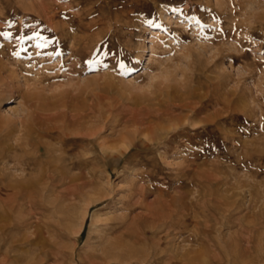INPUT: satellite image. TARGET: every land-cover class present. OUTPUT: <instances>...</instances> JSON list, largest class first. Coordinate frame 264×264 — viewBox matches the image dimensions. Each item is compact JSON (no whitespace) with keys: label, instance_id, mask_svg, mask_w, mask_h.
I'll use <instances>...</instances> for the list:
<instances>
[{"label":"rangeland","instance_id":"obj_1","mask_svg":"<svg viewBox=\"0 0 264 264\" xmlns=\"http://www.w3.org/2000/svg\"><path fill=\"white\" fill-rule=\"evenodd\" d=\"M77 112L63 157L90 159L92 184L1 192L7 264H125L124 245L157 241L134 235L156 215L162 245L264 264V0H0V187L44 177L34 144L56 148Z\"/></svg>","mask_w":264,"mask_h":264},{"label":"bare ground","instance_id":"obj_2","mask_svg":"<svg viewBox=\"0 0 264 264\" xmlns=\"http://www.w3.org/2000/svg\"><path fill=\"white\" fill-rule=\"evenodd\" d=\"M186 106H187V104H186ZM34 109H35V107H34ZM80 113L81 112H79V113L77 112L75 114H71L70 118H68V117L66 118L65 117L66 119H70L68 124H66V125H64L62 127L63 128V132L67 131V132L63 133V135L66 136V139L64 137L65 141L62 140L61 143L56 148L55 147H51L49 149L46 148V147L43 148L41 143H39V142L34 144L35 145L34 156H36V157H39V156H45L46 157L47 156V157H49L51 159L49 162L47 160V162L50 163L49 164V168L45 172V174H43L44 177H42L37 183H34V180H33V186L31 185V187H29L28 189H25L24 187H22L20 183H14L13 184L12 182H10L9 185H7L5 187H0V193L1 192L4 193V197L6 199H8V201H9L10 198H12V196H15V195H16V197H18L20 195H22V196H25V195H27V196H31V195L43 196L45 194H51L53 192H56L57 194H62V195L65 194V195H68V197L71 196V197L74 198L75 196H80L83 193L85 194V190L87 188H89L91 186V184H92L91 183L92 182L91 181L92 174L87 169L88 164L90 163V159L79 160V158H76L77 155L74 157V153H73V157L74 158H71L70 160H67L68 158L66 159V158L63 157L64 152H66V151H64V148H63L64 146H66V142H70L72 144L78 142L76 137H77V135L81 134L79 129H81L80 127H82L84 122L86 121L85 120V116H82V114H80ZM35 116H36V114H35ZM37 116H38V114H37ZM62 117H64V116H62ZM56 118H60V117L55 114V115H53L51 117L44 116V119L43 118H40V119H42L41 122H43V120H48L49 121V120H55ZM32 119H33V117H32ZM209 121H211V119H207L204 122L207 123ZM50 124H52V123L50 122ZM20 127H21V125H20ZM44 128H46V127H44ZM22 129L25 130V132H24L25 138L24 139H28L29 135H34L35 131H32V129L30 127L22 126ZM40 129L44 130L42 127ZM50 129L52 130L53 128H50ZM55 129H56V127H55ZM36 130H38V129L36 128ZM19 132H20V130H19ZM58 133H61V132L59 131ZM32 138H33V136H32ZM30 139H31V137H30ZM70 154H72V153H70ZM29 157H32V156H29ZM0 159L6 161V159H8V158H6V156H2V154H0ZM22 161H24V160H22ZM6 162L8 163V161H6ZM16 163L20 164L21 160H18ZM27 163L30 164L29 162H27ZM6 164H5L4 168L6 167ZM25 165L27 166V164L25 163L24 165H22V167L25 166ZM46 166H47V164H46ZM66 169H69V170L74 169V170H77L79 173L76 174V175H70L71 173L68 174ZM7 170H9V169H7ZM81 170H85L86 173H82ZM18 171L23 172L24 168H20V169H18ZM5 172H6V168H5ZM8 173L9 172L4 173V174H8ZM12 180H13V178H12ZM0 182H1V179H0ZM31 183H32V181H31ZM2 185H3V183H2ZM90 189H92V188H90ZM3 207H5V206H3ZM10 209H11V207H10ZM86 211H87V204L82 209V214H81V217H80L81 222H83V220H84ZM8 212H9V210H8ZM9 213H11V212H9ZM165 214H167V213H165ZM160 216L156 215V217H150V226H148V227H138L139 231L138 232L135 231L136 233L134 234L136 237H141V238L145 239V232H146L145 229H148V230L151 231L150 233H151V236L153 238L158 237L156 242H151L152 245L150 246L149 251H146V250L145 251H141L140 249H137L135 247H131V246H128V245H124V247L120 248L119 246H117L118 244L110 243L109 247L106 248L105 256H109L111 259H112V257L114 258V256H112V254L115 255L114 252H113V249L116 250V248H120L121 249L120 250L121 255L120 256L116 255L115 259L118 262H121V263L124 262L125 264H216L218 259H220L219 258V253L209 252V251L205 250L204 248H200V249H196V250L188 248V249H184L182 251V250H180L181 249L180 247L169 246V243H166L165 245H162L163 244L162 241H167V239L169 238V236H170V231L169 230L172 227H169V226L165 227L167 225L166 224L167 222L164 224L165 226L162 223L160 224L161 226L160 225L157 226L158 222L161 221L160 220ZM5 225H7V224H5ZM122 228H124V227H122ZM10 229H11V227H10ZM10 229H8V232H9ZM174 229H175V227H174ZM4 233H7L6 226L5 227H0V234L3 235ZM250 239H251V237L249 236L246 242L251 244ZM2 244H4V242ZM12 249H13V247H12ZM59 254H60V252H56V255H59ZM4 258L5 257L2 258L1 254H0V264H7L5 260L8 259V258H6V259H4ZM55 260H56V258H55ZM15 264H16V261H15ZM218 264H220V263L218 262Z\"/></svg>","mask_w":264,"mask_h":264}]
</instances>
